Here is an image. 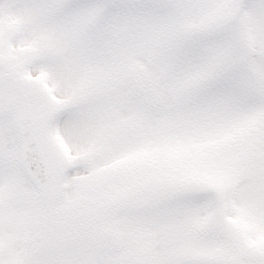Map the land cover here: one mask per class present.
<instances>
[{
	"label": "snow or ice",
	"instance_id": "snow-or-ice-1",
	"mask_svg": "<svg viewBox=\"0 0 264 264\" xmlns=\"http://www.w3.org/2000/svg\"><path fill=\"white\" fill-rule=\"evenodd\" d=\"M0 264H264V0H0Z\"/></svg>",
	"mask_w": 264,
	"mask_h": 264
}]
</instances>
